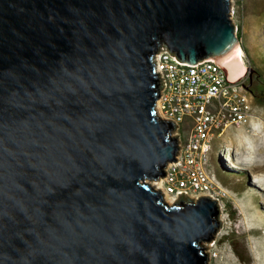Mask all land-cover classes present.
<instances>
[{"label": "water", "instance_id": "obj_1", "mask_svg": "<svg viewBox=\"0 0 264 264\" xmlns=\"http://www.w3.org/2000/svg\"><path fill=\"white\" fill-rule=\"evenodd\" d=\"M239 43L231 0H0V264H205L223 191L151 184L181 148L154 57Z\"/></svg>", "mask_w": 264, "mask_h": 264}, {"label": "built area", "instance_id": "obj_2", "mask_svg": "<svg viewBox=\"0 0 264 264\" xmlns=\"http://www.w3.org/2000/svg\"><path fill=\"white\" fill-rule=\"evenodd\" d=\"M154 61L161 80L157 112L176 124L173 135H179L181 147L178 161L165 168L160 190L175 202L179 193L198 198L213 187L221 189L214 171V141L233 127H258L253 94L242 77L232 79L214 59L192 65L161 50Z\"/></svg>", "mask_w": 264, "mask_h": 264}, {"label": "rangeland", "instance_id": "obj_3", "mask_svg": "<svg viewBox=\"0 0 264 264\" xmlns=\"http://www.w3.org/2000/svg\"><path fill=\"white\" fill-rule=\"evenodd\" d=\"M231 19L244 53L241 77L247 84V68L264 75V0H231ZM254 102L258 127H233L213 144L214 171L223 191L221 227L202 243L205 264H264V106ZM224 154L235 156L239 168L228 165Z\"/></svg>", "mask_w": 264, "mask_h": 264}, {"label": "bare ground", "instance_id": "obj_4", "mask_svg": "<svg viewBox=\"0 0 264 264\" xmlns=\"http://www.w3.org/2000/svg\"><path fill=\"white\" fill-rule=\"evenodd\" d=\"M244 53L241 48L237 47L234 51H232L230 54L223 57L221 60L222 64L225 66V68L228 69L229 74L231 78H240L244 75L245 72V64L243 61ZM219 60V61H220ZM226 162H228V165L232 167H238V163L235 161V159H232L231 157L225 156ZM254 180L258 183H260L258 177H254ZM154 187L160 190L161 188V179L158 182L151 183ZM255 186V185H254ZM257 188V187H256ZM263 189V188H261ZM260 191V190H259ZM163 193V192H162ZM165 195V194H164ZM165 199L170 203L173 204L174 201L170 199L167 195H165ZM264 203V201H263Z\"/></svg>", "mask_w": 264, "mask_h": 264}, {"label": "trees", "instance_id": "obj_5", "mask_svg": "<svg viewBox=\"0 0 264 264\" xmlns=\"http://www.w3.org/2000/svg\"><path fill=\"white\" fill-rule=\"evenodd\" d=\"M249 91L253 94L255 101L258 105L264 106V75L258 71L254 70V81L251 83L248 80L246 84ZM233 159L236 160V157L233 156Z\"/></svg>", "mask_w": 264, "mask_h": 264}, {"label": "flooded vegetation", "instance_id": "obj_6", "mask_svg": "<svg viewBox=\"0 0 264 264\" xmlns=\"http://www.w3.org/2000/svg\"><path fill=\"white\" fill-rule=\"evenodd\" d=\"M248 80L253 83L254 81V73H250L249 76H248Z\"/></svg>", "mask_w": 264, "mask_h": 264}]
</instances>
